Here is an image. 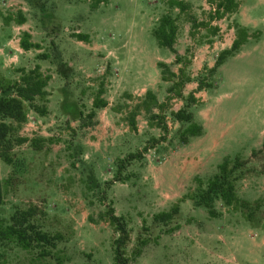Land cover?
<instances>
[{
	"label": "rangeland",
	"instance_id": "rangeland-1",
	"mask_svg": "<svg viewBox=\"0 0 264 264\" xmlns=\"http://www.w3.org/2000/svg\"><path fill=\"white\" fill-rule=\"evenodd\" d=\"M235 1V11L216 20L222 0H0V26L3 18L26 14L29 41L53 59L37 61L51 77L48 114L30 111L20 132L44 139L43 150L35 153L27 145L15 150L20 184L5 195L0 227L10 223L16 209L34 204L46 214L43 230L63 237L47 258L0 240V264H113L117 234L101 217L108 207L127 224L128 255L138 237L148 241L129 264H264V222H246L220 200L214 201L216 214L210 216L190 199L205 189L224 158L248 159L263 140L250 145L249 139L237 143L232 138L231 143L229 137L233 128L245 125L244 130L254 131L261 125L263 58L231 59L222 71V66L212 70L241 28L247 39L257 40L261 33L249 32L243 27L247 21H241L249 17L251 1ZM176 2L185 6L183 13ZM166 16L178 27L173 45L178 62L153 35ZM189 16L196 18L194 26ZM215 28L219 32L213 35ZM30 53L28 61L34 57ZM158 63L177 78L163 81ZM175 83H183L182 96L192 95L195 102L186 105L176 98L180 86ZM148 91L163 107L150 115L140 111L133 131L130 115ZM99 92L107 106L88 119ZM182 109L204 130L187 144L180 142L186 124L171 116ZM80 114L86 118L81 120ZM145 148L140 159L118 171L129 154ZM3 176L0 169V183ZM115 177L120 181L114 182ZM235 193L241 200H261L264 211V176L245 174ZM175 206L179 212L171 220L154 222L155 215Z\"/></svg>",
	"mask_w": 264,
	"mask_h": 264
},
{
	"label": "trees",
	"instance_id": "trees-1",
	"mask_svg": "<svg viewBox=\"0 0 264 264\" xmlns=\"http://www.w3.org/2000/svg\"><path fill=\"white\" fill-rule=\"evenodd\" d=\"M176 8L183 13L185 6L182 3H175ZM238 7L235 0H222L216 6L215 19H221L225 14L232 13ZM213 18V17H212ZM5 23L10 21L15 24H23L26 19L20 13L15 19L13 16L3 18ZM189 22L194 26L197 20L193 16H189ZM200 26H205V23H199ZM176 21L170 17H163L158 27L153 31L154 38L156 39L159 47L169 50L175 55V60L178 62V56L173 47L176 34H177ZM238 37L233 41L231 47L222 51L213 67V71L222 66L227 59L233 57L238 53L243 43L247 40V32L245 29H240ZM219 32L218 28L213 29V35ZM30 35L23 33L20 40V47L24 51L39 50L40 46L31 43ZM82 38V37H77ZM36 60L46 61L50 59L48 53L41 52L36 55ZM158 69L161 70L162 80L165 82L172 81L177 76L169 70V67L164 63H158ZM51 77L41 71L39 65L31 69L23 67L14 68L12 70L0 71V163L8 166L11 171L9 176L0 183V207L4 205L5 195L7 192L16 190L19 182L17 171L18 155L16 149L22 145H27L28 148L35 153H40L43 150L44 139H31L21 136L20 132L22 126L27 121V115L31 111L40 117L48 114L47 102L48 92L47 85ZM180 86L175 97L183 100L186 103H194L195 98L190 95L188 98L182 96L181 90L183 83H175ZM174 86L167 89V93L173 92ZM100 92L92 101V110L86 116L88 119H93L96 111L103 109L107 106V102L100 98ZM168 97L167 99H169ZM163 104L158 103L155 95L148 91L145 98L136 105L130 115L129 125L133 131H136L135 117L140 111L145 114H152L153 109H162ZM84 120L86 117H82ZM174 120L180 123H185L186 127L180 134V142L187 144L189 139L200 137L203 135V127L193 120L192 113L186 112L185 109L171 113ZM83 118V119H82ZM84 126V122L82 123ZM94 125L88 123L86 126ZM163 132H167V126L164 122L160 124ZM147 148L138 153L129 154L126 159L122 160L118 165V171H122L125 166L137 159H140L143 152ZM254 162L255 166H250ZM20 164V163H19ZM255 172L260 176H264V137L259 149H254L250 153L248 159H241L235 157L233 160L224 158L223 161L217 166V172L208 179L205 189L192 195L195 206H202L207 209L210 216H215L213 204L215 200H220L224 205L230 206L238 210L246 222H264V211L261 200L253 202L241 200L235 193V184L237 180ZM114 182L120 181L119 177H115ZM178 206L173 207L169 212H162L153 217L154 222L165 223L178 214ZM46 216L45 212L34 204L27 205L24 209H16L10 217V223L5 227H0V240H10L14 242L22 250H38L39 256L47 258L51 256L52 250L56 245L63 240L60 233H50L43 230L41 218ZM101 217L111 226L113 232L117 234L113 240V264H129L132 259H135L141 254L142 248L146 246L147 240L137 238V245L128 255L127 247L131 242L130 232L126 222L122 217L115 214L112 207L101 215Z\"/></svg>",
	"mask_w": 264,
	"mask_h": 264
},
{
	"label": "crops",
	"instance_id": "crops-1",
	"mask_svg": "<svg viewBox=\"0 0 264 264\" xmlns=\"http://www.w3.org/2000/svg\"><path fill=\"white\" fill-rule=\"evenodd\" d=\"M251 2L247 4L248 6V18L241 17V21L245 20L247 21V24H243V27H245L249 32L259 30L261 33L259 34V37L257 40H251V38H248L245 43L241 46L239 52L235 54L233 57H230L221 67V71L224 69V65L226 66L227 62L229 60L239 59V58H245L250 55H256L260 56L264 60V0H250ZM242 16V13H240ZM26 21L23 24H15L14 22L10 21L8 23H5L3 20L1 22L0 26V71L5 72L6 70L12 69V68H33L36 65L40 64L37 62L38 60L35 59L36 55L40 54L42 50H28L24 51L20 47V40L23 33H28L30 36H32V32L28 29H24L25 25L29 22L27 15L23 14ZM35 43V42H32ZM30 52H34V57L31 59V61L27 60V56ZM31 54V53H30ZM49 62H53V59L50 57L49 60H46ZM14 62V65H11ZM264 79V78H263ZM261 89L264 87V82L261 84ZM264 91V90H263ZM264 94V93H263ZM245 126V125H243ZM242 126V127H243ZM240 127V128H242ZM239 127L233 128L230 132L231 136V143L232 138H235V142H239L241 139H249V144L256 143L259 139L263 138L264 134V117L261 119V125L256 130H248V127H245L246 129L242 130ZM237 129V130H236ZM262 129V130H261ZM228 132L223 131V134H226ZM223 136V135H221ZM206 137V135H205ZM30 138V137H29ZM255 138V139H254ZM248 144V143H247ZM0 169L1 172H3L4 176L3 178H7V175L10 173V168L8 166H5L0 163Z\"/></svg>",
	"mask_w": 264,
	"mask_h": 264
}]
</instances>
